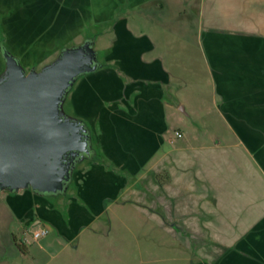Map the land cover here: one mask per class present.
I'll return each mask as SVG.
<instances>
[{
  "label": "crops",
  "instance_id": "obj_1",
  "mask_svg": "<svg viewBox=\"0 0 264 264\" xmlns=\"http://www.w3.org/2000/svg\"><path fill=\"white\" fill-rule=\"evenodd\" d=\"M263 2L86 0L85 42L92 41L95 53H101L96 65L107 66L79 76L66 98L100 157L114 169L84 158L72 174L68 196L0 192V264H50L59 253L85 245L84 235H100L102 220L128 217L157 220L166 234L173 230L167 222L173 218H205L200 231L215 240L219 221L230 218L225 245L230 250L215 264H264ZM42 13L43 0H0L3 45L26 71L42 59V49L41 41H28L22 28L27 21L41 27ZM147 23L156 31L146 32ZM11 24L22 42L17 51L8 38ZM97 27L100 32L94 33ZM71 36L60 37L59 52ZM188 73L208 76L217 118L228 126L227 137L211 139L195 158L187 150L186 133L172 138L167 126L172 106L166 95L185 91ZM179 112L185 114L184 106ZM193 160L202 175L186 180V161ZM160 161L162 169L177 167L183 178L163 183L153 178L146 187L153 196H179V211L159 207L162 198L151 200L156 207L139 211L140 183L158 172ZM38 225L49 229L48 236L23 244V233ZM193 226L183 224L185 234L198 229Z\"/></svg>",
  "mask_w": 264,
  "mask_h": 264
},
{
  "label": "rangeland",
  "instance_id": "obj_2",
  "mask_svg": "<svg viewBox=\"0 0 264 264\" xmlns=\"http://www.w3.org/2000/svg\"><path fill=\"white\" fill-rule=\"evenodd\" d=\"M85 1L43 0L42 26L35 28L32 21L24 23L25 26L22 28V32L28 41H34L35 38L37 41H41L42 59L34 64L33 69L40 70L59 55L61 52L58 49L60 42L57 43V41L62 38L61 36L72 35L70 42L66 45L68 47L71 45L78 46L85 42V33L82 32V26L86 21L84 19L86 18L84 12L86 9ZM202 3L206 6L208 0H202ZM9 15L7 13V16ZM2 19L3 17L0 14V23H2ZM14 27V24L9 27L10 34L8 38L13 43L11 49L17 51L22 48V42H20L19 33ZM143 28L148 33L156 31L154 27L149 26V23L145 24ZM95 31L100 32L99 27L94 30V33ZM1 38L3 39L0 33V41ZM6 39L4 37V40ZM0 47L2 48L1 43ZM3 47L5 48L4 45ZM97 47L100 48V43L97 44ZM2 55L0 53V75L4 71L3 66L5 68V60ZM96 59L98 63L102 61L101 53L96 54ZM206 78L208 76L204 74L193 77L188 73L187 89L181 92L176 90L166 95L172 106L167 117L170 137L173 138L175 132L186 133L184 140L187 142V150L190 152V157L194 158L195 151L202 149L204 145L213 143L211 139L217 137L216 140L220 141L221 138L227 137L228 133L227 124L222 123L217 118V109L212 103L211 89ZM199 80L201 81L199 82ZM177 87L178 84H175L173 89ZM180 106H184L185 114L179 112ZM63 108L66 114L73 116L69 98H65ZM213 120L217 121L211 122ZM92 144L97 151L93 139L90 138V145ZM177 145V142L171 144L172 152ZM97 157L101 158L98 151ZM158 164L161 165H156V171L158 170V172L149 173L144 178L146 180L140 183L139 191L142 195L140 196L142 203L137 205L139 211L156 207L151 200L162 198V193L155 192L154 196L150 195L149 192H152L153 189L146 187L147 183L150 184V180L154 178L163 183L171 180L178 181L183 178V173L177 167L172 166L169 170H166L165 168L162 169L161 161ZM185 170L184 179L186 180H196L202 175L201 169L194 160L189 164L186 161ZM65 185L68 188L67 194H70L68 192L74 187L72 176ZM54 195L51 194V197ZM162 199L165 200V203H159V207L164 205L172 212L179 211L181 206L179 196L173 197L171 195L170 198H167L165 194V198ZM161 221L163 222L162 219ZM167 222L173 227L172 232L169 234L162 232L157 220L137 217H128L111 223L106 219L102 220L101 223H105V227L100 228V235L94 237L84 235L82 240L85 238V245L82 244V247L73 252L59 253L51 258L53 262L50 264H61L64 261L69 262L68 264H215V260L221 259L229 253V246L228 248L226 246L230 242V218L219 221L218 232L220 237H218V240L200 231V228L202 229L208 222L205 218L196 217L190 221L188 219L173 218ZM186 223H190L198 229L192 230L191 235L185 234L182 225ZM262 248L264 251V247ZM239 255L242 256L241 253Z\"/></svg>",
  "mask_w": 264,
  "mask_h": 264
},
{
  "label": "water",
  "instance_id": "obj_3",
  "mask_svg": "<svg viewBox=\"0 0 264 264\" xmlns=\"http://www.w3.org/2000/svg\"><path fill=\"white\" fill-rule=\"evenodd\" d=\"M0 75V192L65 194L67 157L84 160L90 134L66 114L65 98L78 77L97 68L94 43L64 48L40 70L26 71L9 52Z\"/></svg>",
  "mask_w": 264,
  "mask_h": 264
},
{
  "label": "built area",
  "instance_id": "obj_4",
  "mask_svg": "<svg viewBox=\"0 0 264 264\" xmlns=\"http://www.w3.org/2000/svg\"><path fill=\"white\" fill-rule=\"evenodd\" d=\"M176 138H181L182 135L179 132H175ZM49 234V229L45 226L38 225L37 227L26 230L22 235V243L23 244H29L30 242H37L45 237H47Z\"/></svg>",
  "mask_w": 264,
  "mask_h": 264
},
{
  "label": "trees",
  "instance_id": "obj_5",
  "mask_svg": "<svg viewBox=\"0 0 264 264\" xmlns=\"http://www.w3.org/2000/svg\"><path fill=\"white\" fill-rule=\"evenodd\" d=\"M1 45H2V51L3 53L4 52H7L5 50V48L3 47V39L1 38V41H0ZM107 65L105 64H99L97 67L98 68H103V67H106ZM86 161H90V162H97L99 164H102L104 165L106 168L108 169H114L109 163H107L106 161H104L103 159L101 158H98L97 157V151L94 149V146L93 144L90 146V149H89V152H88V155H86ZM78 169V167L75 168V170ZM46 195H51V194H46ZM61 195V194H59ZM63 196H67V194H63ZM20 251H21V248H20Z\"/></svg>",
  "mask_w": 264,
  "mask_h": 264
},
{
  "label": "flooded vegetation",
  "instance_id": "obj_6",
  "mask_svg": "<svg viewBox=\"0 0 264 264\" xmlns=\"http://www.w3.org/2000/svg\"><path fill=\"white\" fill-rule=\"evenodd\" d=\"M86 155H88V153L85 154V158H86ZM79 159H80V155H77L76 157H67L66 158V163L70 166V170L72 168H74L76 165H78Z\"/></svg>",
  "mask_w": 264,
  "mask_h": 264
}]
</instances>
